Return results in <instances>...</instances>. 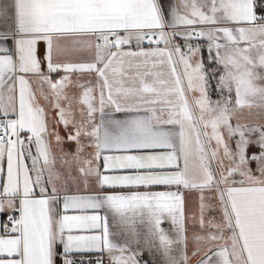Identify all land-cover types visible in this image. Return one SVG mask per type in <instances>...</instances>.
<instances>
[{
  "label": "snow or ice",
  "instance_id": "obj_1",
  "mask_svg": "<svg viewBox=\"0 0 264 264\" xmlns=\"http://www.w3.org/2000/svg\"><path fill=\"white\" fill-rule=\"evenodd\" d=\"M12 8L14 30L0 31V41L14 40L12 50L0 43V264H142L144 250L187 264L181 189L199 193L192 254L210 247L197 264H264V0H14ZM38 96L63 136L49 129ZM106 108L131 115L105 120ZM114 170L133 174H106ZM90 180L94 194L64 195L62 207L92 214L57 211L58 184ZM155 185L176 190L104 191ZM215 209L219 218L206 219Z\"/></svg>",
  "mask_w": 264,
  "mask_h": 264
},
{
  "label": "crops",
  "instance_id": "obj_2",
  "mask_svg": "<svg viewBox=\"0 0 264 264\" xmlns=\"http://www.w3.org/2000/svg\"><path fill=\"white\" fill-rule=\"evenodd\" d=\"M14 0H0V9H3L5 11H7V17H0V31H9V29H13L14 30V24L12 22V13H13V5ZM165 3L167 4H171L174 2V0H164ZM171 31V28L170 30ZM177 43H180L181 45H183L184 41L182 38H177L176 39ZM0 43L5 44L10 50L14 49V40L13 39H8L7 41H0ZM45 47L46 44L43 41L38 42L37 44V55L38 57L41 59V61H43V57H44V52H45ZM144 47H148V44H144ZM203 55L205 57V61H207V52L206 50H203ZM45 66L42 63V69H44ZM64 73L61 72L59 75H63ZM58 78L57 76H54L53 79ZM30 79L33 81L32 83V87L33 89L36 88V84H35V77H30ZM218 95L216 94L215 91V82H212V99H218ZM39 103L45 108V111L47 113V120H48V127L49 129L52 128H56L57 131H59L60 135L63 136L65 134V129L63 127V125H57L54 122V119L57 116V112L55 109H53L49 104H47L44 99L42 97H39ZM106 115L103 117V119L107 120V119H128L129 116L131 114L126 115L124 112H114L111 108H106L105 109ZM244 116L249 119V120H255L257 119V117H255L254 115L249 116L248 114V110L245 109L244 110ZM0 117H3L2 115H0ZM8 118H15V116H10ZM79 118V117H77ZM101 119V115L100 113L96 114V120L97 122H99ZM22 135H27V133H22ZM65 147L67 149H74V145L73 144H67L65 145ZM34 149V146H33ZM52 150L53 153L56 155H59V150L58 147L55 144V141L53 140V144H52ZM90 151V149H89ZM157 152L159 151H163V149H157L155 150ZM108 154H115V155H120V154H125V153H108ZM130 154H137V155H143V154H147V151H133ZM29 166L31 165V161H28ZM57 168H60L59 163L57 164ZM253 168H255V165H253ZM5 170H6V161H5ZM103 170V169H102ZM106 174L108 175H127V174H133L132 172L128 171V170H114V171H108ZM6 179V177H0V180ZM93 186H91V184L88 182L87 185H85L83 182H73V184L68 187L67 189H65L62 185L58 184V190H59V195L61 196V199L58 201V203L55 205V207L57 208V211L60 212L61 214H67V215H90L92 214L91 210L88 211H79V210H69L68 212H64L63 211V199L62 197L64 195H92L96 192L97 190V185L95 183H92ZM50 188V186H49ZM176 189L174 187H169V186H164V185H155V186H151L148 188H145L143 186L139 187V188H135V187H116V188H109L106 187L104 189L105 192H123V193H128V192H132V191H151V192H163V191H175ZM181 191L184 192V198H185V213H186V217L187 219V227H188V237H189V242L187 245V255H188V262L187 264H197V261H199L205 254V252L208 250V247H210V245H207L205 243H201L200 248L201 251L198 252L195 256L192 254L194 251V244L191 240V235L192 233L195 232H199L200 229L199 227L196 228H192L191 224H192V220H191V214L193 211H195L197 209V205H198V200H199V193L195 190H184L181 189ZM37 195H39V191L37 188ZM205 195H209L208 193H206ZM16 214V213H14ZM103 214V213H101ZM219 209H215L212 210L211 212L208 213V216H206V219L209 217H216L217 219L219 218ZM4 219V215H0V220ZM108 224H109V228L110 231H115V227L113 226V220L112 217L109 216L108 219ZM163 227L168 228L169 227V223L166 221L163 225ZM143 226H141V231H143ZM124 236L123 234L118 238L117 242H123ZM133 249L139 247L136 245L132 246ZM97 254V253H94ZM138 259L141 260L142 264L144 261H148L149 264H162V257L159 253H156L155 251L153 252H149L144 250L143 254L141 257H138ZM213 259L215 260L216 258L213 257Z\"/></svg>",
  "mask_w": 264,
  "mask_h": 264
},
{
  "label": "trees",
  "instance_id": "obj_3",
  "mask_svg": "<svg viewBox=\"0 0 264 264\" xmlns=\"http://www.w3.org/2000/svg\"><path fill=\"white\" fill-rule=\"evenodd\" d=\"M98 254H92L89 258L95 259Z\"/></svg>",
  "mask_w": 264,
  "mask_h": 264
},
{
  "label": "built area",
  "instance_id": "obj_4",
  "mask_svg": "<svg viewBox=\"0 0 264 264\" xmlns=\"http://www.w3.org/2000/svg\"><path fill=\"white\" fill-rule=\"evenodd\" d=\"M170 29V28H169ZM169 29H166V31H169ZM144 44H147V42H145ZM4 117H0V119H3Z\"/></svg>",
  "mask_w": 264,
  "mask_h": 264
},
{
  "label": "rangeland",
  "instance_id": "obj_5",
  "mask_svg": "<svg viewBox=\"0 0 264 264\" xmlns=\"http://www.w3.org/2000/svg\"><path fill=\"white\" fill-rule=\"evenodd\" d=\"M176 42H177V41H176ZM89 183L91 184V186H93V184H92L93 182H92L91 180L89 181ZM105 259H107V258L105 257Z\"/></svg>",
  "mask_w": 264,
  "mask_h": 264
},
{
  "label": "bare ground",
  "instance_id": "obj_6",
  "mask_svg": "<svg viewBox=\"0 0 264 264\" xmlns=\"http://www.w3.org/2000/svg\"><path fill=\"white\" fill-rule=\"evenodd\" d=\"M170 30V29H169Z\"/></svg>",
  "mask_w": 264,
  "mask_h": 264
}]
</instances>
